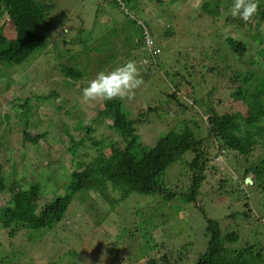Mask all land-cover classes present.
Wrapping results in <instances>:
<instances>
[{"label": "rangeland", "instance_id": "rangeland-1", "mask_svg": "<svg viewBox=\"0 0 264 264\" xmlns=\"http://www.w3.org/2000/svg\"><path fill=\"white\" fill-rule=\"evenodd\" d=\"M37 2L44 7L56 4L48 20L39 27L45 38L42 48L21 65L0 64V164L4 176L1 188H5L4 192H0V216L3 207L12 201L17 200L24 206L37 201L44 204L57 194L62 195V186L69 181L71 171L97 155L110 154L111 140L117 141L120 146L126 145L123 132L112 125L111 110L106 100H85L82 90L98 72H110L133 60L143 79V84L134 90L130 98L126 95L138 128L134 156L139 159L172 127L188 123L198 135L205 137L204 148L209 151L208 164L202 171L206 180L199 190L197 204L206 207L213 218L223 220L224 231L234 230L241 234L236 248L251 244L255 250H264V191L254 190L257 184L255 175L247 174L245 164L237 159V152L223 147L219 149V143L206 129L207 112L216 103L220 111L247 114V104L242 100L247 96L240 94L239 85H228V77L233 75L229 66L240 70L251 68L263 75L264 57H259L263 45L249 38L248 55L239 58L231 54L223 39L227 34H233L246 41L247 36L243 32L247 29L237 31L224 22V18L216 21L212 17L208 23L201 12L197 18L189 20L186 18L188 11L184 16L177 18V14L173 19L179 23L177 37L164 38L171 21L168 13H174L175 9L170 6L168 10L167 5L157 3L151 5L150 0H136L135 6L140 9L132 3L124 7L113 2L105 4L104 0ZM181 3L198 11L201 0ZM55 15L61 17L58 16V19ZM135 21L140 24L142 21L141 27L147 25L153 29L154 37L160 43L159 54L147 53V47L142 45V32ZM191 21V27L206 39L200 42L201 37L197 36L193 41L188 40L186 49L183 48L184 52L179 54L177 49L183 43L179 36L189 29ZM213 31L218 35L212 34ZM261 31L264 34V24ZM0 34L8 37L16 34L13 17L4 6H0ZM155 38L148 40L152 51L157 41ZM82 42L88 47L90 56L94 57L90 61L89 57L81 54V48L85 47ZM203 46L204 52L199 58L197 53ZM251 56L259 57L261 62L253 63ZM66 62L88 67L84 72L90 75L89 79L67 77L62 70ZM205 64L213 67L221 65L228 72L221 76L218 69V73L210 74ZM176 72L179 74L175 75ZM183 76L192 80L194 87H190ZM257 80L253 78L243 83L245 86L250 84L253 89ZM175 89L178 90L177 98L168 97L167 93ZM195 100L199 101L196 103ZM201 100L205 106L201 105ZM27 104L30 108L26 114L23 112L26 107L23 106ZM149 106L159 107L158 112L148 110ZM141 110L145 111L141 113ZM200 111L203 112L202 117L197 114ZM97 115L104 117L105 121H93ZM25 117L28 118L27 123ZM83 121L87 124L92 122L89 125L95 128L88 137L86 130L78 128L79 122ZM260 128L264 135V118L250 130L256 132ZM24 131L34 137L41 135L38 142L25 139ZM247 157V162L252 160L264 164V142L260 144L257 139ZM184 159H193V154ZM237 164L239 166H235ZM229 166L233 168L234 177L220 186L221 175L216 167L224 172V168L230 171ZM167 174L169 187H176L173 190L177 192L191 184L192 172L185 161L171 167ZM247 177H250L251 183L246 182ZM236 182L245 188V192H251L253 214L250 216H244L247 208L241 199L242 194L235 191L220 196L217 193L218 189L236 188ZM106 193L110 196L105 197ZM147 201L148 197L135 196L134 193L124 200L121 191L114 189L110 182L102 191L76 194L66 216L51 230L26 227L11 235L9 228L0 225V264H147L150 257H155L159 264H195L194 261L207 247L206 221L199 211L200 206L197 205L196 210L193 204L185 201L173 203V207H166L152 219L150 230H153L157 247L148 249L146 257L139 258L141 253L133 259L126 256L129 250H121L123 244L117 247L121 253L114 252V239L109 230H114V225L109 227V215H114L123 227L128 226L132 218L139 225L151 210V206H146ZM126 215H130L129 222L123 221ZM94 225L99 230H93ZM55 232L58 234L55 235ZM127 244V248L134 253V250L143 247L144 240L139 238ZM72 247L78 255L65 256V251L67 253Z\"/></svg>", "mask_w": 264, "mask_h": 264}, {"label": "trees", "instance_id": "trees-1", "mask_svg": "<svg viewBox=\"0 0 264 264\" xmlns=\"http://www.w3.org/2000/svg\"><path fill=\"white\" fill-rule=\"evenodd\" d=\"M135 1L136 0H104V3L113 2L118 5L122 4L124 7L132 3V5L136 7ZM150 1H152L151 5L157 3L160 5H167L166 8H168V10L170 6L175 9L174 13H168L171 16V21L170 26L166 28L164 38L177 37V25L179 23H175V20L173 21L177 14V18H179L180 16H184L188 11L189 14L186 18L193 20L194 17L197 18L198 15L202 13L208 23L211 21L212 17L215 18L216 21H220L224 18V22L231 24L237 31L247 29L243 32V34L247 36L246 41H242L239 36L237 37L233 34H227L223 39L228 50L231 51V54L239 58L248 55V48L251 44L250 38L254 41L258 40L259 43L263 45L262 49L259 51V57H264V34L261 31V27L264 24V0H256L257 11L247 22L241 20L238 16L232 15L230 10L232 9L234 0H201L199 5L200 9H198V11L188 9L181 3V1L185 2L186 0ZM0 6H4V8L11 13L16 31L14 37L0 34V64L11 66L21 65V63L42 48V40H45V38L39 30V27L48 20V16L50 17L52 14L50 11L55 10L56 4L50 3L49 7H44L40 5L37 0H0ZM136 8L140 9L138 7ZM55 16L57 18L58 16L61 17V15ZM135 22L142 32V45L143 47H147V53H152L153 55L159 54L160 52L157 50H160L158 47L160 43L157 38L154 37L153 29L150 27L148 28L145 24L144 27H141V24H143L142 21H140L141 24L138 23V21ZM190 24H193L192 21L188 24L189 29L183 32V36H179L183 40L181 41V39H179V41L183 42L179 49H177L179 54L184 52L183 48L186 49L185 44L188 43V40L193 41L197 36L199 38L201 37L200 42L206 39V37L198 33L195 28L193 29ZM212 34L215 36L218 35L216 31H213ZM149 37L157 40L152 46L156 53L149 48ZM123 42L125 43V40ZM82 44H84L85 47L81 48V54L89 57V61L92 60L94 57L90 56L88 47L84 42H82ZM193 44L196 45L197 43ZM203 49L204 46L202 50H198L197 55H199V58L203 55ZM259 57L251 56L253 63L261 62L258 60ZM262 65V70H264V59ZM204 66L206 70L208 69V71H210V74H213V72L218 73V69L221 76H224V74L228 72L223 69L221 65L213 67L205 64ZM229 67L233 75L228 77V85H239L237 89L240 94L247 96L242 98L247 104V114L244 115L238 111L234 113L226 110L220 111L218 109L219 105L216 103L210 106L211 111L207 112L206 129L209 135L213 136L217 143H219V149L223 147L228 151L237 152V159L245 164L244 167L247 174L254 173L255 175L254 181L255 183L257 182V184L254 190L264 191V164L254 163L252 160L251 162L246 161L249 158L247 156L253 151L257 139L258 142L260 141V144H262V141L264 142V135L262 134L261 128L255 130L256 132L250 130L258 126L264 118V72L263 75H259L258 72H255L251 68L240 70L234 66ZM86 68L88 67L84 68V66L82 67L80 64L74 65L66 62L62 70L67 77L73 79H89L90 75L84 72ZM176 74H179V72H176L175 75ZM253 78H258L253 89H251L250 84L244 85L243 82L249 81L250 79L252 80ZM183 80H185L190 87H194L192 80L189 78L183 76ZM177 92L178 90L175 89L173 92H168L167 96L177 98ZM41 98L46 99L45 97ZM197 101L199 100H195L196 103ZM105 103L111 110L110 116L113 120L112 125L118 131L123 132L127 142L126 145L120 146L117 141L111 140L109 142L111 149L110 154L102 153L97 155L90 162L80 164L78 169L71 171L69 181L62 186L64 190L62 195L55 192L54 194H57L56 197H52L44 204L37 201L34 204L24 206L20 205V203L15 200L12 201L11 204H7L3 207L0 216V225L4 228H9L11 235H15L19 230L26 227H33L35 229L46 228L50 230L55 228L66 216L67 211L74 203L76 194L86 193L91 190L102 191L107 187V184L111 182L114 189L121 191L124 200H127L133 193L135 196H145L149 198V202L147 201L145 203L146 206H151V210H149L148 214L144 215V220H142L139 225H137L138 222L134 221L135 218H132L133 222H129L130 215H126L123 220L129 222V225L125 227L114 218V215L110 214L108 217L111 224L109 227H111L112 224L114 225V230L109 229L112 231L110 235L114 239L112 245L114 252L119 253L122 249H127L129 251L126 256H132L133 259L134 257L137 258L141 253L139 258H144L148 254V249L157 247V240L153 238V230H150L152 225L150 222L153 218L157 217L166 207L169 209L173 207V203L175 202L185 201L184 203L193 204L196 210H198V206H200L197 204L199 202V190L202 183L206 180V176L202 171L207 166L209 158V151L204 148L205 137L198 135L188 123L183 122V124H180V127H172L167 133L163 134L151 149L147 150L137 159L134 155L136 152L135 143L138 128L135 126V120L132 117V111L128 107L129 102L126 96L123 98H114L110 101L106 100ZM201 105L205 106L203 100H201ZM23 107H26L23 112L27 114L30 105L27 104ZM148 110L158 112L159 107L149 106ZM144 111L145 110H141L140 112L142 113ZM202 113V111L197 112L200 117H202ZM24 120L26 123L28 122L27 117H25ZM96 120L105 121V118L101 115H97L93 121ZM89 124H92V122ZM89 124L83 121L79 122L78 126L79 129L82 128L86 130L87 137L95 130V128H91ZM24 135L25 139H30L33 142H38L41 136L36 135L34 137L28 131H24ZM190 153L193 154V159H184L185 156ZM180 161L186 162L189 171L192 172V179L189 187L187 186L185 188L184 186L180 189L182 191L177 192L173 190L176 187H169L170 182H167L166 176L168 175L167 172L169 169L177 165ZM235 166H239V164ZM229 167L230 171L224 168V172L216 167V170H218V173L221 175L220 186L226 184L230 178L234 177L233 168L231 166ZM240 173L242 174V172ZM3 179L2 165L0 164V192H4L5 190L4 187L1 188ZM236 184V188L229 187V189L224 191L218 189L217 193L220 196H224L228 193L232 194L235 191L242 194L241 199L245 202L244 204L247 208L244 216H250L253 214L250 197L251 192L248 194L245 192V188L241 187L238 182H236ZM108 196H110V194L107 195L106 193L105 197ZM218 201L220 202L221 199ZM110 202L114 201L110 200ZM199 211L206 221L205 230L208 240L206 249L194 261L195 264H264V250H255L254 245L251 244H245V246L241 248H236L237 243H239L242 238L241 234L234 230L231 232L227 230L224 231L221 225L224 224L223 220L220 221L219 219L213 218L212 215L208 214L206 207L200 206ZM260 218L262 217H259V219ZM66 229L69 231L68 228ZM93 230H99V228L94 225ZM57 234L58 233L55 232V235ZM139 238L144 240L143 247H140V249L137 248L134 250V253H132V251L127 248V243L131 241L132 244ZM116 240L118 242H116ZM115 242L116 247H114ZM122 244L123 246L119 251L117 247ZM68 254L77 256L78 252L72 247L67 250V253L65 251V256ZM164 262L168 263V260ZM147 264L159 263L155 257H150ZM178 264H181V262Z\"/></svg>", "mask_w": 264, "mask_h": 264}, {"label": "clouds", "instance_id": "clouds-1", "mask_svg": "<svg viewBox=\"0 0 264 264\" xmlns=\"http://www.w3.org/2000/svg\"><path fill=\"white\" fill-rule=\"evenodd\" d=\"M230 11L232 15L247 22L256 13L257 2L256 0H234ZM142 84L143 79L139 76L135 61L128 60L110 72H98L96 77L88 82L87 87L83 88L82 96L88 101L97 98L110 101L126 95L130 98L134 90Z\"/></svg>", "mask_w": 264, "mask_h": 264}, {"label": "water", "instance_id": "water-1", "mask_svg": "<svg viewBox=\"0 0 264 264\" xmlns=\"http://www.w3.org/2000/svg\"><path fill=\"white\" fill-rule=\"evenodd\" d=\"M246 182H247V183H251V182H252V180L250 179V177H247V178H246Z\"/></svg>", "mask_w": 264, "mask_h": 264}]
</instances>
